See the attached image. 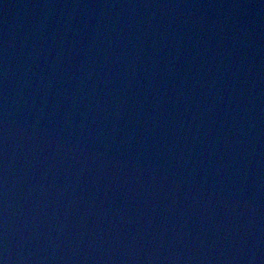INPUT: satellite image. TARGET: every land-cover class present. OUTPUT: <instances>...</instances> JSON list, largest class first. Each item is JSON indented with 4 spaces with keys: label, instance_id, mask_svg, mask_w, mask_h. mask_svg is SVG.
Here are the masks:
<instances>
[{
    "label": "water",
    "instance_id": "1",
    "mask_svg": "<svg viewBox=\"0 0 264 264\" xmlns=\"http://www.w3.org/2000/svg\"><path fill=\"white\" fill-rule=\"evenodd\" d=\"M0 264H264V0H0Z\"/></svg>",
    "mask_w": 264,
    "mask_h": 264
}]
</instances>
